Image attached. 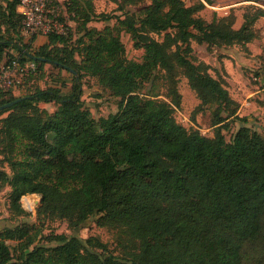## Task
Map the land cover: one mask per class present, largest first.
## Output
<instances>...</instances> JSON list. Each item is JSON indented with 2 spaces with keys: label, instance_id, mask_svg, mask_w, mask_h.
Here are the masks:
<instances>
[{
  "label": "trees",
  "instance_id": "trees-1",
  "mask_svg": "<svg viewBox=\"0 0 264 264\" xmlns=\"http://www.w3.org/2000/svg\"><path fill=\"white\" fill-rule=\"evenodd\" d=\"M19 1L0 0V64L18 56L34 62L39 77L51 64L71 79L58 72L60 86L20 96L0 91V159L11 171L0 168V189L10 187L17 216L28 214L21 198L35 193L37 219L62 218L73 230L94 217L99 226L127 230L135 246L120 257L97 237L44 235L35 224L15 220L0 225V264H264V137L242 125L224 139L223 122L236 116L238 103L191 46L192 40L216 47L249 42L255 37L250 24L264 12L246 14L233 29L226 18L198 16L200 2L149 0L98 30L88 23L111 16L95 14L91 0H66L78 38L72 42L66 26L34 46L36 34L23 40ZM121 29L144 49L142 61L125 57ZM161 32L162 41L151 36ZM161 70L175 104L173 81L181 73L201 104L213 107L212 138L188 131L169 103L145 95ZM84 75L117 98L113 112L92 115L82 99ZM40 103L55 108L48 112Z\"/></svg>",
  "mask_w": 264,
  "mask_h": 264
},
{
  "label": "rangeland",
  "instance_id": "rangeland-1",
  "mask_svg": "<svg viewBox=\"0 0 264 264\" xmlns=\"http://www.w3.org/2000/svg\"><path fill=\"white\" fill-rule=\"evenodd\" d=\"M183 1L186 5L202 3L204 6L197 12L198 16L207 22L218 18H226L233 29L241 27L246 14L252 16L256 11L264 12V0ZM65 2L66 0H52V9L56 21L60 24V30L66 32V26L71 28L68 35L71 37L70 40L74 42L80 35V31H78L76 21L66 13ZM91 2L95 14L111 16L108 20L94 17L88 23V26L102 30L106 25L113 26L116 24L114 16L123 18L125 12L132 13L144 4L149 3V0H126L125 2L124 0H91ZM250 29L254 32L255 37L246 43L223 44L216 47L207 46L205 43L200 44L195 40L191 41L196 59L209 66V73L212 76L223 80L229 95L238 103L236 116L223 122L226 127L222 129V134L227 142L231 140L234 133L242 125L248 126L264 137V15L256 18L250 24ZM22 35L24 41L30 38L28 34L23 33ZM36 35L37 41L35 44L43 43L46 35L42 33ZM119 36L125 48V57L136 62L142 61L144 49L135 47L131 35L123 29L120 30ZM151 36L162 41L164 33H151ZM14 52V50H11L9 54H15ZM76 59L79 61L80 57L76 55ZM58 72H60L58 68L46 64L42 71V77H39V71L28 73L22 79L20 78L21 83L13 82L8 91H11L14 96H20L35 87L60 86V82L57 81L59 80L57 79ZM60 74L67 81L71 79V74L66 71H61ZM166 75L164 70L159 71L156 77L143 89L145 95L169 103L173 108L175 121L188 131L196 130L201 135L212 138L216 130V125L213 123V107L201 104L197 93L189 86L187 78L181 73H176L173 81L179 96V104H175V97L171 95L170 89L172 83L166 78ZM69 88V83L61 86L63 92H67ZM82 99L86 102L94 117L108 115L116 109L117 98L113 97L108 90L102 88L96 78L90 75H84L82 78ZM39 106L45 108L48 112H52L55 108L53 103H40ZM0 158L2 157L0 156ZM0 168L8 173L11 172L8 164L2 162L1 159ZM9 192L10 187L8 185L0 189V225H10L15 220H23L29 224H35L44 235H76L82 239L94 236L106 244L109 252L120 257L126 256L135 246V241L127 230L99 226L95 223L94 217L73 230L68 226L67 221L62 218L43 217L42 215L37 219L35 209L40 205L38 194L36 195L39 202L31 210L26 207V202H30L29 199L26 196L21 198L20 203L28 214L17 216L10 209ZM40 242L46 245H55L54 242H48L45 239H40Z\"/></svg>",
  "mask_w": 264,
  "mask_h": 264
},
{
  "label": "built area",
  "instance_id": "built-area-1",
  "mask_svg": "<svg viewBox=\"0 0 264 264\" xmlns=\"http://www.w3.org/2000/svg\"><path fill=\"white\" fill-rule=\"evenodd\" d=\"M17 11L24 17L22 33L29 36L54 31L61 33L60 24L52 9V0H20ZM36 71L34 62H22L18 56L6 57L0 65V91H7L14 83H21L28 73Z\"/></svg>",
  "mask_w": 264,
  "mask_h": 264
},
{
  "label": "water",
  "instance_id": "water-1",
  "mask_svg": "<svg viewBox=\"0 0 264 264\" xmlns=\"http://www.w3.org/2000/svg\"><path fill=\"white\" fill-rule=\"evenodd\" d=\"M19 99L17 100H14L4 106H2L1 108H6L10 105H12L13 103H15L16 101H18ZM26 197L29 199V203L26 202V207L27 209L31 210L34 206H37V203L39 202V199H38V196L36 194H28L26 195Z\"/></svg>",
  "mask_w": 264,
  "mask_h": 264
},
{
  "label": "crops",
  "instance_id": "crops-1",
  "mask_svg": "<svg viewBox=\"0 0 264 264\" xmlns=\"http://www.w3.org/2000/svg\"><path fill=\"white\" fill-rule=\"evenodd\" d=\"M36 41H37V40H36ZM36 41H34V45H35V46H37V45H38V44H37V45L35 44V43H36Z\"/></svg>",
  "mask_w": 264,
  "mask_h": 264
}]
</instances>
